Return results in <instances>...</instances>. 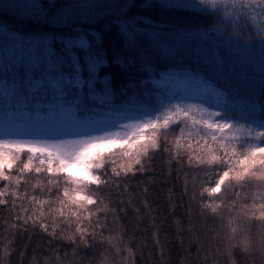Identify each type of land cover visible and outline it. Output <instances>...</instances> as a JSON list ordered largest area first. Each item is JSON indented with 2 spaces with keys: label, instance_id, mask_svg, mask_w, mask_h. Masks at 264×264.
<instances>
[{
  "label": "snow or ice",
  "instance_id": "6c2138e0",
  "mask_svg": "<svg viewBox=\"0 0 264 264\" xmlns=\"http://www.w3.org/2000/svg\"><path fill=\"white\" fill-rule=\"evenodd\" d=\"M7 12L22 17L20 22L30 30L0 23V50L5 53L0 107L19 114L15 130L0 133V181L7 182L0 188V205L6 204L12 186L28 183L23 179L27 174L46 182L34 184V189L51 193L55 188L58 194L54 202L28 198L37 208L47 206V216L27 215L26 210L16 217L21 230L31 223L54 240L83 245L85 251L107 243L120 255L122 239L103 236L107 213L115 217L117 209L125 210L126 201L113 197L139 188L142 178L150 185L170 183L172 172L163 173V163L160 175H149L156 158L163 159L165 153L177 181L185 159L188 167L211 173L208 181L214 179V186L202 188V199L205 193L218 199L223 192L239 198L236 188L256 189L245 197L252 206H242L240 219L264 225V57L257 75L247 57L239 55L243 49L236 41L211 43L207 25L201 31L185 22L189 13L208 15L243 34L247 43L254 33L264 36V0H31L0 7V15ZM110 35L114 42H106ZM255 43L264 52V40ZM189 58L202 62V82L218 91L222 104L196 106L177 97L175 103L169 100L153 111L126 116L123 125L111 119L110 124L76 134H55L59 126L102 120L101 112L123 115L128 111L123 103L141 95L146 84L138 73L155 75L157 66L168 61L172 66L182 61L196 72ZM114 81L119 82L118 91ZM236 97L245 101L244 123L229 114ZM172 128H179L174 146L163 135ZM143 193L149 194L147 187ZM105 201L108 204L100 208ZM235 207V201L230 207L227 201L202 205L221 220L223 212ZM48 216L54 225L50 231L49 224L42 223ZM57 220L66 226L75 221L73 233L57 236ZM242 231L231 228L232 239ZM231 247L248 253L252 240L245 235ZM127 252L132 255V249ZM105 259L101 257V264Z\"/></svg>",
  "mask_w": 264,
  "mask_h": 264
},
{
  "label": "trees",
  "instance_id": "16d2710c",
  "mask_svg": "<svg viewBox=\"0 0 264 264\" xmlns=\"http://www.w3.org/2000/svg\"><path fill=\"white\" fill-rule=\"evenodd\" d=\"M59 3V0H57ZM31 3V0H0V7H15ZM19 17L13 12H7L0 15V23L7 26L8 29H19L20 31L30 30V25L20 22ZM225 20L228 18L225 17ZM185 22L198 27L203 31L207 25V31L212 34L211 43H220L230 45L232 41L243 49L239 53L242 57H247L253 70L259 74V67L264 52L261 47L255 43L264 40V36L253 34V40L245 43V36L235 29H229L227 25L221 24L208 15H201L193 12L185 17ZM235 33V34H234ZM114 36L106 37L107 41L114 42ZM10 54V53H9ZM5 59L4 51L0 50V65ZM202 62L189 58V64L196 67L192 68L177 61L175 66L172 62H161L157 66L156 74L138 73V78L144 79L146 84L140 89L141 95L134 97L131 102L125 101L123 107L127 108L128 113H139L141 111L154 110L162 105L163 98L154 88L150 78L160 76L166 73H177L189 77L205 78L206 74L200 69ZM209 77L210 73L207 74ZM117 91L119 82L114 81ZM117 105L121 101L117 99ZM232 113L237 119L243 120V113L246 110L245 101L241 97H236L231 101ZM5 109L0 107V114ZM113 115V113H108ZM100 116H105L101 112ZM244 121V120H243ZM163 135L172 142L179 135V128H172ZM170 161V155L165 153L163 159L156 158L155 166L149 175L153 172L160 175L161 163L164 164L163 173L172 172L171 182H160L155 185L146 184L142 178L140 187H130L128 194L123 197H113V199H123L126 201L124 212H119L114 217L111 212L107 213L108 227L103 232L106 238H121L122 243L118 246L121 254L116 255L115 249L110 248L107 243L102 247L93 246L87 251L80 245L72 244L67 240H54L48 233L43 232L39 226L33 228L31 223L21 230L16 217L25 213L34 215L43 212L47 216V206L37 208L30 204L28 198L35 196L37 200H48L54 202L57 200V192L53 188L49 193L47 188H33L34 184H45L42 178H36L33 174H27L23 177L27 184H21L18 188L12 186L4 199L6 204L0 205V264H101V257H106L103 264H264V225L255 221H244L240 219L242 206L247 203L249 208L252 206L251 199L245 200V197H251L256 189L249 188L247 191L236 188L234 191L240 192L239 198L231 196V193L223 192L219 198H210L205 193L203 199L200 196L202 188H211L213 183L208 181L211 173H206L204 169L190 168L186 164V159L182 160L184 168L180 171L181 179L176 180V173L170 169L167 164ZM17 176L15 170L11 173ZM7 182L0 181V188ZM135 184V182H133ZM148 188L149 194L144 195L143 189ZM11 193H15L13 196ZM171 197V202H169ZM227 201L230 207L235 201L236 207L231 213L227 211L222 213L223 219L214 216L210 211H204L202 205L211 203L213 206ZM13 204L15 208L13 209ZM108 204L99 205L104 208ZM147 205V207H145ZM116 205H110L115 207ZM52 208L58 207L51 203ZM93 213L96 212L92 208ZM52 217L48 216L42 223L49 224V231L52 225ZM101 219H104L102 216ZM233 221L230 225L229 221ZM60 228L57 236L61 234L71 235L75 228V221L67 226L62 221L57 220ZM15 225V227H14ZM87 226V225H85ZM242 229L238 232L235 239H232L231 228ZM251 229L250 233L248 229ZM91 230V229H90ZM249 235L252 240V247L248 253H243L239 248L231 247L243 236ZM99 239V236L97 237ZM115 242V241H114ZM77 243H79L77 241ZM7 247V252L5 248ZM132 249V255L129 256L127 249ZM163 252V254H161Z\"/></svg>",
  "mask_w": 264,
  "mask_h": 264
},
{
  "label": "rangeland",
  "instance_id": "374dc122",
  "mask_svg": "<svg viewBox=\"0 0 264 264\" xmlns=\"http://www.w3.org/2000/svg\"><path fill=\"white\" fill-rule=\"evenodd\" d=\"M154 85L160 90V97L163 98L162 105L167 104L169 100L174 103L177 102L175 98L179 97L184 99L185 104H193L196 106L203 105L204 107H211L212 105L222 104V97L217 90L211 88L210 86H205L200 79H192L190 82L183 76L172 77L170 80L163 78H154ZM214 87V86H213ZM180 89V91H178ZM208 94V96H207ZM161 106V105H159ZM158 106V107H159ZM155 110V109H154ZM215 111H221L219 108H213ZM151 111V110H148ZM153 111V110H152ZM196 111V108L193 109ZM138 114V113H137ZM136 113H128L121 115L116 113L108 116H100L104 118L102 120H89L83 124H67L59 126L56 129L55 134L59 135H72L78 132L87 130L92 127L102 126L110 124L111 119H114L118 125H123L128 123L126 116H134ZM19 119V114H14L11 111L4 110L0 114V133L5 131H13L17 127L16 120ZM241 123L243 120L238 119Z\"/></svg>",
  "mask_w": 264,
  "mask_h": 264
}]
</instances>
